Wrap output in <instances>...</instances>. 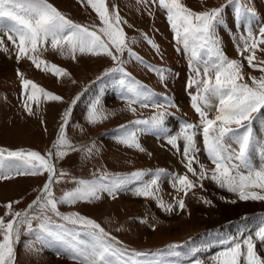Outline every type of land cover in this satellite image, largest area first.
<instances>
[{
	"label": "rangeland",
	"instance_id": "rangeland-1",
	"mask_svg": "<svg viewBox=\"0 0 264 264\" xmlns=\"http://www.w3.org/2000/svg\"><path fill=\"white\" fill-rule=\"evenodd\" d=\"M48 2L66 18L101 34L99 28L102 25L99 17L86 0L83 4L81 0ZM181 2L195 12L223 6L221 23L217 26L221 50L229 59L241 63L244 76L242 82L253 86L250 77L259 79L264 76V72L249 67L237 50L240 37L245 34L249 21L253 31L257 33L259 26L264 24L263 0H181ZM106 3L110 12L115 6L119 15L127 21L121 27L126 33L131 49L142 60L138 62L129 59L123 65L129 74L128 77L120 73H110L108 70L115 65L107 56L77 54V60L73 61L70 57L62 56L59 50H53L50 42L38 46L39 51L34 54L38 61L45 62L41 69H37L28 59L18 63L15 47L8 41L6 35L0 33L4 48L7 49L5 51L0 48V149L31 150L41 155L52 151L55 154L58 149L54 145L63 113L71 106L72 115L66 128V136L73 147L79 150L60 149L68 154L62 159H54L57 173L60 171L67 173L60 182L53 184L56 197L76 186L72 182L73 178L90 179L93 173L99 175L103 172L119 176L137 170L155 173L163 169L166 175H162L159 181L158 195L166 205L174 204L173 197L177 196V193L171 186V177L176 174H187L190 179H196L191 173H187L182 156L154 131L147 135L154 140L155 146L153 148L142 146L144 152H138L116 142V137L121 125L143 127L134 126L131 122L137 119L147 120L158 111L168 113L166 121L169 116L174 119L172 121L175 124L167 128L170 134H176L185 123L198 125L200 118L192 108L190 100V95L195 93L196 87L193 85L188 88L187 84L191 78H202L203 66L190 61V54H186L178 47L166 13L158 4L153 5L151 0H106ZM236 11L239 13L238 17L235 15ZM249 11L256 15L254 17L248 15ZM145 34L158 46L159 51L147 42ZM259 47L264 48V45ZM256 56L258 60H264V52L257 50ZM190 63L193 64L191 68ZM53 64L65 69L70 75L58 78L45 70V65ZM197 66L201 68L200 77H197L195 71ZM17 70L24 78L46 91L59 95L62 100L50 101L41 97L39 107L32 102L34 114L28 116L24 109L21 80ZM160 70L164 72V79L158 74ZM120 79H125L126 83L133 87L142 85L154 94L152 99L156 103H164L167 100L173 106L159 109L155 106L141 107L134 104L132 107L136 111L132 113L127 107L126 100L122 98V88L118 83ZM108 92L112 94L110 102H105L104 98ZM76 97L79 99L72 105ZM97 99L101 101L99 106L101 118L92 124L86 117L90 105ZM214 114L213 108L209 111V118H213ZM252 126L256 135L264 133V125H261L259 119L254 120ZM142 136L145 134H139V142ZM261 139L264 140V136H261ZM178 143L182 147L183 141ZM197 147L201 149L198 153L200 163L208 169L214 168L204 153L202 137L199 135ZM89 148L92 149L90 156L86 155ZM251 158L257 166L264 163V153L258 148L252 150ZM193 167L199 171V165L194 164ZM150 178L145 177V180ZM45 181L46 175L20 176L0 181V217L5 221L11 219V215H5L7 209L4 205L9 201H19L13 205V214L14 211L27 209L40 194ZM136 187V184L129 185L128 189L119 192L115 199L105 193L100 200L91 203L80 202L72 206L58 205V209L61 213L76 212L93 219L129 249L167 253L169 245H180L181 247L175 250L179 256L168 257L169 264H187L193 258L202 260L204 264H213L212 257L221 250L219 243L221 240L240 233L252 232L264 221V201H240L237 194L218 187L210 179L203 181V188L196 187L183 197L186 204L183 211H180L178 206L172 212L165 211L157 206L156 200L134 195ZM179 195L183 196V193ZM205 200H210L211 204L205 203ZM233 200L236 202L232 203ZM35 224L34 221V227ZM14 248L13 264H74L67 255L60 252L58 246L42 245L35 234H26L23 228ZM257 248L259 254L264 256V248L260 247L259 242Z\"/></svg>",
	"mask_w": 264,
	"mask_h": 264
},
{
	"label": "snow or ice",
	"instance_id": "snow-or-ice-1",
	"mask_svg": "<svg viewBox=\"0 0 264 264\" xmlns=\"http://www.w3.org/2000/svg\"><path fill=\"white\" fill-rule=\"evenodd\" d=\"M87 4L99 17L102 27L99 33L89 30L66 18L48 0H0V33L7 36L16 49V60L19 63L28 59L37 68L41 69L44 61L37 59L35 53L38 46L50 42L53 50L70 57L73 61L79 55L107 56L115 67L109 69L110 73H120L124 77L129 74L123 65L129 59L142 62L126 39V33L121 27L127 21L119 15L113 6L109 11L106 0H86ZM153 5L166 13L167 21L174 40L186 54H190V61L203 66L202 78H191L188 88L196 87L194 94L190 95L191 106L200 118L198 125L185 123L176 134H170L166 127V111H158L147 120H134V126L121 125L117 142L128 148L140 152L145 149L139 142V134L155 131L165 142L182 156L187 173H191L195 180L187 174H176L171 177V186L177 196L173 197L174 204H165L158 195L160 192L159 181L166 175L163 169L155 173H146L143 170L134 171L128 175L119 176L103 172L99 175L92 174L90 179L73 178L76 185L71 190L64 191L56 197L53 184L60 182L67 173L57 168L54 159H62L68 153L60 149L78 151L73 147L66 136V128L72 115L70 106L62 117L55 147L52 151L41 155L37 151H10L0 149V181L11 180L20 176L46 175V181L40 194L23 211H14L13 205L19 201H9L4 206L5 215L11 219L5 221L0 217V264H13L15 257L14 245L18 242L23 228L26 234H35L36 239L44 246H58L62 254L67 255L74 264H169L168 257L179 256L175 250L180 245H169L167 253L164 251L152 253L129 249L121 241L113 237L98 222L91 218L73 212L61 213L58 205L72 206L80 202L91 203L101 199L102 194H107L115 199L116 195L127 190L129 185L136 184L134 195L154 199L157 206L167 212L180 211L186 208L185 199L189 191L196 187L203 188V181L210 179L220 188L238 195L240 201H264V163L254 164L251 152L258 148L264 153V140L256 135L253 121L259 119L264 125V76L259 79L250 77L252 85L242 82V65L237 60L229 59L220 48L217 36V26L221 23V8H212L202 12L189 9L181 0H151ZM84 3V0H81ZM239 11V9L237 10ZM254 17V12L248 13ZM147 42L157 51L158 46L147 38ZM18 41V42H17ZM264 24L254 32L251 22L245 28V34L240 37L237 45L238 54L243 56L249 67L264 72V60H258L257 50L264 52ZM0 48H4L3 38L0 37ZM127 52V57L125 53ZM248 53V55H244ZM254 63V61H257ZM193 64L190 63V68ZM45 70L56 77L69 76L63 68L45 65ZM153 71H156L153 69ZM197 77L201 76V68H195ZM164 79V72H158ZM21 80L22 100L28 116H32V102L39 107L40 99L61 101L62 97L46 91L33 81L24 78L17 70ZM75 83V81H72ZM122 88V98L126 100L128 109L135 113L132 107L138 104L141 107L155 106L166 109L173 105L165 100L156 103L154 96L142 85L135 87L126 83L125 79L118 81ZM79 97L72 101L77 103ZM101 101L95 100L89 107L87 121L95 124L101 118L99 106ZM215 109L213 118H209V111ZM106 118V117H103ZM202 137L203 150L214 168L208 169L200 163L197 147V136ZM179 141H183L181 147ZM92 149L87 150L90 156ZM199 165V171L193 167ZM145 177H151L145 180ZM260 190L259 192L254 190ZM183 193V196L179 194ZM205 203L211 204L210 200ZM235 203L236 201H231ZM36 222L35 227L33 222ZM257 242L264 248V221L256 229L247 234L229 236L221 240V250L212 257L213 264H264V256L258 252ZM187 264H204L200 259H191Z\"/></svg>",
	"mask_w": 264,
	"mask_h": 264
},
{
	"label": "bare ground",
	"instance_id": "bare-ground-1",
	"mask_svg": "<svg viewBox=\"0 0 264 264\" xmlns=\"http://www.w3.org/2000/svg\"><path fill=\"white\" fill-rule=\"evenodd\" d=\"M143 80H145V79H143ZM111 93L110 92H108L106 95H105V102H110V98H111ZM49 109H51V107L49 108ZM52 110V109H51ZM49 111V110H48ZM189 112L190 111H188V114H189ZM172 117H168V119H167V121H166V127L168 128V127H170V126H173L174 124H175V122L173 123V121H172ZM174 120V119H173ZM177 128V127H176ZM155 132V131H154ZM114 141H116V140H114ZM117 142V141H116ZM140 143H141V145L144 147V146H150V147H154L155 146V143H154V140L151 138V137H149L147 134H145V136H142V138L140 139ZM139 152V151H138ZM109 210H110V208H109ZM190 251H191V249H189Z\"/></svg>",
	"mask_w": 264,
	"mask_h": 264
}]
</instances>
